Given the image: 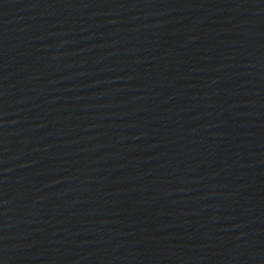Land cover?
Listing matches in <instances>:
<instances>
[{
  "label": "water",
  "instance_id": "water-1",
  "mask_svg": "<svg viewBox=\"0 0 264 264\" xmlns=\"http://www.w3.org/2000/svg\"><path fill=\"white\" fill-rule=\"evenodd\" d=\"M0 264H264V0H0Z\"/></svg>",
  "mask_w": 264,
  "mask_h": 264
}]
</instances>
